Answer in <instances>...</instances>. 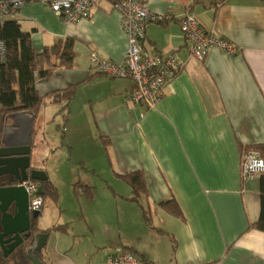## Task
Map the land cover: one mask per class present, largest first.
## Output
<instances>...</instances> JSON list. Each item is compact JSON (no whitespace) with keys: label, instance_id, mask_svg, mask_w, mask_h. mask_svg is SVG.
Listing matches in <instances>:
<instances>
[{"label":"crops","instance_id":"0c3cea01","mask_svg":"<svg viewBox=\"0 0 264 264\" xmlns=\"http://www.w3.org/2000/svg\"><path fill=\"white\" fill-rule=\"evenodd\" d=\"M114 1L95 0L90 17L73 25L36 3L9 19L30 33L36 53L74 41L72 69L35 83L40 96L79 84L67 121L63 105L49 104L42 115L50 106L52 127L44 132L38 125L49 151L60 153L68 169V201L63 179L33 160L40 111L35 116L30 165L44 171L58 193L56 204L48 199L58 214L41 219L44 200L37 228L65 227L48 234L42 262L104 264L130 251L150 264H264V233L253 228L260 216L259 177L246 184L240 179L243 154L250 151L244 150L264 145V0H146V8L170 20L146 26L144 47L174 54L182 64L152 110L127 102L130 80L93 70L92 54L120 64L127 50ZM186 13L237 53L212 49L196 61L179 27ZM134 171L143 174L147 197L140 203L154 228L140 206L127 201L132 190L118 178ZM83 187L91 189L90 200ZM170 201L181 218L160 207Z\"/></svg>","mask_w":264,"mask_h":264},{"label":"built area","instance_id":"2783aa9c","mask_svg":"<svg viewBox=\"0 0 264 264\" xmlns=\"http://www.w3.org/2000/svg\"><path fill=\"white\" fill-rule=\"evenodd\" d=\"M29 3L48 8L64 24L73 25L87 20L95 0H0V27L5 21L16 17ZM146 0H115L113 9L120 16L121 28L127 39V50L122 63L99 59L92 54L90 61L96 74L111 79H128L133 88L126 97L129 104L154 109L162 100L166 86L180 72L182 64L174 54L164 55L147 51L144 47L145 28L148 24H164L170 20L165 14L146 8ZM185 42L190 45L191 56L198 62L204 60L208 51L215 49L228 55L237 53L231 42L212 35L204 30L197 18L186 13L179 23ZM4 48L0 42V57ZM264 173V158L258 151L250 150L243 154L240 169L242 184L258 178ZM29 198V213L41 211L43 199L37 182L22 184ZM104 264H150L142 257L123 251L110 256Z\"/></svg>","mask_w":264,"mask_h":264},{"label":"trees","instance_id":"16d2710c","mask_svg":"<svg viewBox=\"0 0 264 264\" xmlns=\"http://www.w3.org/2000/svg\"><path fill=\"white\" fill-rule=\"evenodd\" d=\"M0 42L4 48V54L0 57V140L4 120L7 116L21 112H29L36 116L42 107L49 104L63 105L60 113H63L62 119L65 123L69 104L74 99L79 84L68 85L63 90L40 96L35 83L37 80L46 81L52 78L59 70L72 69L74 41L70 38L59 40L54 45L45 47L40 53H36L31 45L30 33L23 31L15 20H7L0 27ZM58 130L62 132L61 128ZM247 150H256L264 158V145L250 147L244 152ZM118 178L132 190V196L127 201L137 203L142 210L145 224L154 228L147 207L140 203L141 196L147 197L142 172H129L118 176ZM258 179L260 216L253 228L264 233V173ZM13 183L12 178H6L2 182L0 181V187L11 186ZM83 188V193L90 200L91 189ZM40 189L43 201L49 199L55 204L57 203L58 193L49 179L40 183ZM160 207L171 216L181 218V212L174 201L162 203ZM37 221H33L34 226ZM55 231H65V227H53L44 233L49 234ZM175 246V242L172 240L173 251Z\"/></svg>","mask_w":264,"mask_h":264},{"label":"water","instance_id":"95a60500","mask_svg":"<svg viewBox=\"0 0 264 264\" xmlns=\"http://www.w3.org/2000/svg\"><path fill=\"white\" fill-rule=\"evenodd\" d=\"M35 116L29 112L15 113L4 120L0 140V179L12 178L13 185L0 187V243L15 241L20 245L32 235L27 253L32 264H44L38 256L46 245L48 234L35 227L31 234V223L39 219L40 211L29 213V198L22 186L27 181L43 183L48 177L42 170L30 165L32 135ZM38 194H42L39 189Z\"/></svg>","mask_w":264,"mask_h":264},{"label":"rangeland","instance_id":"374dc122","mask_svg":"<svg viewBox=\"0 0 264 264\" xmlns=\"http://www.w3.org/2000/svg\"><path fill=\"white\" fill-rule=\"evenodd\" d=\"M51 107L47 106V109L45 111V115L43 116V112H44V107L40 110V114H39V118H38V122H37V127H36V134L35 137L33 139V149H32V157L34 161H36V163L41 166L43 169H46L50 174H52L51 172L55 173V177L57 179H63L61 182V191L63 193V197L66 198V200L68 201V196L66 195V191L69 190L70 188L68 186H66V181H64V178H66L68 176V169L66 166H63V163L60 162V159L57 156H60V153H51L47 147V144L44 142L42 136H41V131L43 130L45 132V130H48L52 127V125L50 124L51 122V115H52V111H51ZM56 122V120H55ZM39 123H41L42 129L41 131H39L38 129V125ZM48 127V128H47ZM47 128V129H46ZM52 134L49 133V139L52 140ZM58 154V155H56ZM65 156V155H63ZM30 163H31V159H30ZM45 211L43 216L41 215V219H46L47 222H49V220L51 219V217L55 218L57 213V210L55 207H53V205H50V202L48 199H45ZM50 206L49 211L47 212V207ZM52 212L55 214L52 215ZM59 212V211H58ZM45 216V217H44Z\"/></svg>","mask_w":264,"mask_h":264},{"label":"flooded vegetation","instance_id":"af4514ba","mask_svg":"<svg viewBox=\"0 0 264 264\" xmlns=\"http://www.w3.org/2000/svg\"><path fill=\"white\" fill-rule=\"evenodd\" d=\"M5 180V178L0 179ZM38 221L36 222V225L34 226V223H31V234L34 231V227H37ZM32 235H30L29 238L25 239L20 245L14 247L16 245L15 241H10L8 243H5V241L13 238V237H6L2 240V243H0V264H32L27 250L30 248V240ZM42 251V250H41ZM38 258L41 260V254ZM42 261V260H41Z\"/></svg>","mask_w":264,"mask_h":264}]
</instances>
